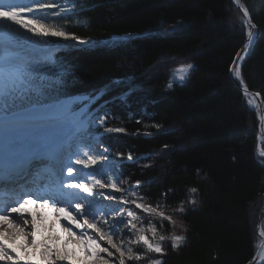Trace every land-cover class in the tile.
<instances>
[{
    "label": "trees",
    "instance_id": "trees-1",
    "mask_svg": "<svg viewBox=\"0 0 264 264\" xmlns=\"http://www.w3.org/2000/svg\"><path fill=\"white\" fill-rule=\"evenodd\" d=\"M72 3L80 20L68 32L85 44L63 43L53 52L60 80L47 102L75 95L94 97L97 106L105 102L99 140L118 158V172L134 194L157 209L139 210L141 217L160 224L161 232L184 234L179 247L164 244L161 264H248L260 239L264 158L258 156V111L230 72L247 37L235 0ZM241 3L256 27L237 81L256 91L263 106L264 0ZM180 58L193 67L168 87ZM135 247L136 264L154 255Z\"/></svg>",
    "mask_w": 264,
    "mask_h": 264
},
{
    "label": "snow or ice",
    "instance_id": "snow-or-ice-1",
    "mask_svg": "<svg viewBox=\"0 0 264 264\" xmlns=\"http://www.w3.org/2000/svg\"><path fill=\"white\" fill-rule=\"evenodd\" d=\"M237 5L243 11V17L246 18L243 23L247 27L248 43L244 45L245 50L248 49L252 43V31L256 25L251 23L247 9L239 4V0H235ZM36 8L44 9L51 7L41 2V0H33ZM33 8L21 6L17 4H3L0 3V138L4 140V147L9 153V162L7 165L0 166V187L5 181L13 182L17 178L26 176L32 169L34 162L43 163V167L37 169L36 176L39 177L41 173L47 174L49 177L56 175L55 165L59 163L57 152L65 147H71V141L77 137L80 132V124L72 121V127H68V114L70 113V104L66 101L54 100L47 102L51 98V94L56 90V86L60 80V73L56 71L50 61L49 57H37L32 55V49L18 44L17 41L25 36L18 30H13L11 24L19 25L26 29L27 32L33 35H51L53 37L69 38V34L63 30H58L55 27H48L40 20H33L22 16L24 13H32ZM8 22H11L9 24ZM36 24L37 27L31 25ZM73 40L78 39L76 36L70 37ZM47 43V42H45ZM83 43V41H82ZM191 64L185 66L190 69ZM235 75L239 78L240 72L238 69L234 70ZM184 75H180L178 79L183 80ZM172 83L168 84L171 87ZM103 124V120L100 121ZM159 128V125H155ZM108 132H121L123 129H106ZM88 151H85V148ZM167 147V145H165ZM91 148L82 138L76 144V150L71 151L68 157L67 176L68 180L63 179L59 181L58 186H46L43 194L37 195V199L43 200V206H49V200L52 201V207L64 215L66 218L75 222L77 228L87 226L89 229H94V234L89 236L87 232L81 233L79 243L84 244L87 238L90 245H94L101 252H107L109 256L113 253L108 251L107 247L101 248L97 240L107 239V243L111 245L119 253V264H125V251L123 245L125 241L122 239L120 244H116L113 237H118V224L124 223V217L121 215L119 220L113 219L109 222L107 213L103 209L97 208L99 201L97 196H103L109 201H118V203L109 206V211L120 214L123 206L129 203L135 205V208L142 209L145 212H156L157 209L151 205H146L137 200H127L123 196H117L116 193L127 191L121 187L119 177L109 175L107 180L97 178L96 170L88 174L89 183L80 179L78 183L73 181L79 179L82 169L75 168L73 165L82 166V168H90L97 165V157L107 160L108 157L104 155L108 151L107 148L103 152H97L95 155L90 154ZM264 156V152L261 153ZM75 157V159H72ZM128 159L132 160L131 154ZM103 168V165H100ZM77 173L76 176L73 173ZM62 176V169H61ZM111 189V191L104 192L98 189ZM67 189V191H65ZM79 189V191H76ZM191 193H196L195 187L190 189ZM81 193H86L87 196H81ZM35 194V193H33ZM22 198V197H21ZM91 198V199H90ZM142 199V198H141ZM87 201V203H85ZM32 202L24 200L23 203L17 201V206L6 207L4 215H0V221L7 222L6 216L9 213L23 214L25 212V204ZM190 203L195 204V199ZM57 204H64L65 207H56ZM74 205V208H73ZM66 208H72L76 213L73 216L72 212L67 211ZM178 212L183 213V203L178 207ZM127 217L134 218V212L128 209ZM163 220L169 221L174 227L177 226V221L171 216H166L164 212L159 213ZM99 216V218H97ZM77 217L83 218V225L78 222ZM20 219V216L14 217ZM99 225V227L97 226ZM183 226L182 224L180 225ZM125 228L129 232L137 228V224L133 219H128ZM107 236L105 237V231ZM153 236L156 235V228L150 226L148 229ZM99 233V236H95ZM139 235L136 238V243H143L146 248L155 253H163V248L159 243L153 244L150 242L145 229H139ZM128 234L125 233V236ZM170 239L172 247L177 248L183 244L185 237L183 235L173 234L170 237L164 235L159 236L160 241ZM131 243V240L128 241ZM4 248L0 247V256L4 255ZM127 259H139L138 255L133 252L132 247H127ZM151 264H161L159 260L151 261Z\"/></svg>",
    "mask_w": 264,
    "mask_h": 264
},
{
    "label": "rangeland",
    "instance_id": "rangeland-1",
    "mask_svg": "<svg viewBox=\"0 0 264 264\" xmlns=\"http://www.w3.org/2000/svg\"><path fill=\"white\" fill-rule=\"evenodd\" d=\"M3 4H17V5H21V6H27V7H32L33 8V12L32 13H24L22 14V16H24L25 18H31L33 20H40L42 23H44L45 25H47L48 27H55L58 30H63L66 33L69 34V38L65 39L64 37H53L51 35L48 36H43V35H33L30 32H27L26 29L21 28L19 25H14L11 24V22H8L9 24H11V27L13 30H18L22 33H25V36L22 39H19L17 41L18 44H22L25 47L31 48L32 51V55L37 56V57H49L50 58V63L52 65V67L59 72V68L57 67V65L53 62V52L57 49L59 44H63V43H69V42H76L78 44H85V41L83 39H76L73 40L70 37L73 36L71 33H69V25L70 23H77V21L79 22L80 18H79V14H76L73 12L74 10V6L72 3V0H41L42 3L46 4V5H51V7H47L44 9H40V8H36L34 6L33 0H0ZM6 2V3H4ZM32 27H37V31H40V29L38 28V26L36 24L31 25ZM115 38H118V36H115ZM83 41V43H82ZM47 42V43H45ZM237 58V57H236ZM235 59V58H234ZM179 63L178 65H176L171 73H170V77H169V82L168 84L171 83H175V82H182L184 81L191 68L193 67V63L189 62L187 60H183L182 58L179 59ZM236 60V59H235ZM191 64L192 67L190 69H186L185 66ZM233 64V63H232ZM231 64V65H232ZM231 68V67H230ZM180 75H184V79H178V77ZM76 97V101L71 105L70 109L71 111H76V110H82V114L80 117V120H82L84 122V125L80 128V132L77 134V137L74 138L71 141V147L65 146L63 148H61L62 150H65L64 152H62V163L60 165H56L55 167V171H56V175L58 176V178H55L57 180H61L63 179L65 182L66 180H68V176H67V167L66 165L68 164V157L71 151L76 150V144L79 142V139H83L84 141L87 142L88 145H90L91 151L90 154L95 155L97 152H103L104 149L106 148L99 140V136L100 133L98 132L101 128L105 127V123L107 120V116H108V112L105 110L103 104H105V102H102L100 106H97V102L95 100L94 97H88V96H72V97H63L61 99V101H68L70 98H74ZM247 97V96H246ZM249 103V101H247ZM250 105V104H249ZM264 106V105H263ZM262 106V107H263ZM252 108V107H251ZM252 109L257 110V107H253ZM70 111V112H71ZM258 111V110H257ZM261 118V116H260ZM103 120V124L100 123V121ZM264 130V129H263ZM260 136L262 137V142H259V146H258V156L263 157L260 155L259 153V147L260 145L263 148L264 145V138L259 130V138ZM85 151H88L89 149L86 147L84 149ZM264 151V148H263ZM105 156L108 157V159L105 161L100 157H97L98 163L95 166H92L90 168H82V166L79 165H73L75 168H80L82 169V173H80L79 179L73 181L74 183H78L80 179H83L86 183H89L90 181L88 180V174L92 173L93 170H96V174H97V178H102L104 180H107L109 175H112L114 178L115 177H119V180L122 182L121 183V187L123 189H126L127 191H122L119 193H116L117 196H123L124 199H127L129 201L131 200H137V202H142L143 201L140 199V197L137 196V194H134L133 189L131 188V185L122 179L121 175L119 174V169H118V158L115 157L113 158V154H111L109 151H107L106 153H104ZM264 158V157H263ZM72 159H75V157H72ZM43 163L41 162H36V169L41 165V167H43L42 165ZM100 165H103V168L100 167ZM61 169H62V176H61ZM36 173V172H35ZM55 175V176H56ZM74 176L77 175V173H73ZM28 176V174L26 175ZM23 176L22 178L26 177ZM56 176V177H57ZM47 174H42L41 178H46ZM53 181V179L51 180ZM54 186V185H52ZM98 191H104V192H108L111 191V189L105 188V189H98ZM81 196H87L86 193H81ZM30 200H32V198H29ZM91 199V198H90ZM35 201L43 202V200L40 199H33ZM96 200L99 201V203L96 205L97 208H101L104 210L105 213H107V219L109 220V222H112L113 219L119 220L121 218V215H123L124 217V223L122 224H118L117 228L119 230V235L118 237H113V240L116 244H120L121 240L123 239L125 241L124 245H123V250L125 251V264H136L135 259L129 260L127 259V247H132L133 252L137 255V251H136V245L140 246L141 248L149 251L145 245H143V243H139L137 244L136 238L137 236L140 234L139 233V229L141 227H143L145 229V235L148 236L150 242H152L153 244L159 243L161 245V247L163 248L164 244L167 242H170L172 244V241L170 239H165L164 241H160L159 240V236L160 235H164L165 237H170L173 234L176 235H184L182 231H178V230H173L171 232H161V225L160 224H156L153 221H148L145 220L141 217L139 210L142 209H138L135 208V205L129 203L128 205L123 206V210L120 214H117L115 212H111L109 211V206L114 205L116 203H118V201H109L107 199H105L103 196H97ZM85 203H87V201H85ZM52 206V205H51ZM131 209L134 212V218H129L127 217V210ZM264 209V204L262 205V208L260 210V214H259V220L257 222V226H256V232H257V228L260 227V233L261 230H264V220L262 218V212ZM70 212L75 213L72 208L70 210ZM57 213V212H56ZM76 215V213H75ZM13 217V216H10ZM23 217H20V219H10L7 218L8 221H15L18 222L19 220L22 223V226H24L23 228L27 229L30 233L32 230L35 231L34 234H29V236L33 237V238H40L43 239V241H45V238L47 237L46 234L48 233H53L52 235H50L49 237H47L50 242H60V245L63 244V250L66 251V248H68V252L71 251V257L68 256V258L70 259H74L77 258L79 259L80 264H119V253L116 251L115 248L108 247L107 246V239L105 238L104 240H97V243L100 244L101 248L107 247L109 250V252H112L113 254L111 256L108 255L107 252H101L98 248H96L94 245H90L88 243L87 238H85L84 240V244L79 243L80 239H81V233L82 232H87L88 235L90 236L94 234V229H89L87 228V226L81 227L79 230V228L75 227L73 230L77 232L78 237H71L69 239H67L66 237H64V234L60 233L58 231L57 227H54L56 225V223L58 224V222L63 223L64 219L63 217L59 216V218H57V215L55 214V219L57 218L58 222L55 221L52 223L51 226V230L49 228H44L42 233H39V231L37 230V227L35 225V222H29L27 226H25V222H23L22 220H25V217L22 219ZM99 218V216L97 217ZM128 219H133V222L137 224V228L131 230V232L128 231L127 228H125V224L127 223ZM79 223H81L83 225V218L79 217ZM19 221V223H20ZM14 222V223H15ZM24 223V225H23ZM66 226L64 227H69V224H64ZM99 227V225H97ZM152 226L156 228V235L153 236V234L148 231L147 229ZM83 228H85L83 230ZM103 231H105V237L107 236V230L104 229ZM125 233H127L128 235L125 236ZM99 233H95V236H99ZM257 235L259 236V241L258 243L261 241L262 237H260V235L257 233ZM18 238V237H17ZM19 239H15V241L19 242ZM131 240V243H129L128 241ZM257 243V244H258ZM0 247H2V243L0 242ZM31 248H35L34 244L32 242L31 246H25L24 249L21 251V259L23 262H28V261H24V259H28L31 262L34 263H40L43 264V261H46L45 264H72L70 262H64L61 261L60 263H48V259H56V258H60L61 254H60V247H54V245H50L47 242V246L45 248L49 249V252H46L45 249H42L41 253H36L35 255H30L31 251H33V249L31 250ZM75 248H78L82 251H84V255L77 253ZM16 251L13 248H4V255L0 256L2 259H6L8 257V259L10 257H12V261H16L15 264H19L18 261L16 260L18 258V252H17V256H15V253H12ZM257 250V249H256ZM51 254V255H50ZM154 255H150L148 262H145L146 264H151V261L154 260H159L160 261V257H158L159 255H161L162 253H155L153 252ZM11 255V256H10ZM72 255H74L75 257H72ZM156 255V256H155ZM134 261V262H132ZM143 263V262H140ZM23 264V263H22ZM256 264H259V259H257Z\"/></svg>",
    "mask_w": 264,
    "mask_h": 264
},
{
    "label": "bare ground",
    "instance_id": "bare-ground-1",
    "mask_svg": "<svg viewBox=\"0 0 264 264\" xmlns=\"http://www.w3.org/2000/svg\"><path fill=\"white\" fill-rule=\"evenodd\" d=\"M0 2H2V1H0ZM4 3H6V2H4ZM253 38H254V36H253ZM252 41H253V39H252ZM246 43H248V40ZM251 44L249 45L247 50L244 49L241 52V54L237 56V58L234 62L235 64H234V68H233L234 75H235L234 70L235 69L239 70L241 62L243 61V59L247 55ZM235 77H236V79L238 78L236 75H235ZM245 95L247 96V101H249V103H248V104H250L249 106L252 108L253 107L256 108L257 104H256V100H255L254 95L252 93H249V92H246ZM75 101H76V97L70 98L66 102H69L70 107H71V105ZM81 114H82V110L71 111L68 114L67 119H68V127L69 128L72 127V121L78 122L81 127L84 125V122L82 120H80ZM260 116H261V128L264 129V106L261 107ZM261 131H264V130H261ZM259 142L260 143L262 142L261 136L259 138ZM0 143H3V145H4V140L2 138H0ZM262 152H264V151H263L262 146L260 145V147H259L260 155ZM36 167H37L36 162H34L32 169L28 172V176H26L24 178H22V177L17 178L13 182L5 181L4 185L2 187H0V194H1L0 198L4 197V198H7L11 203H15L17 193H18L17 191H19V190L22 191V195H24L26 192H30V193L32 192L31 193L32 194V197H31L32 200L29 199L30 197H25L23 199V200L32 201V202L25 204V212L23 214L28 215V217H26L25 220L24 219L22 220L23 222H25V226H27L29 222H35L37 230L39 231V233H42L44 228H49V229L51 228L52 223L54 222V219H55V214H56L57 218H59V216L63 217V219H64L63 223L64 224L68 223L70 228L64 227L66 225L58 222L57 218L55 219V221L58 222V224L56 223V225L54 227H57L58 231L60 233L64 234V237H66L67 239H69L71 237H75V238L78 237L77 232L73 230L74 228H76L75 222L66 218L64 215L58 213L55 210V208H53L51 206L52 205L51 200H49V206L48 207H44L43 202L39 203L38 201L33 200L34 198L37 199V195L43 194L44 189H45L44 183L49 179L47 177L41 178V175L38 177V179H36V177H37L36 173L32 174V170L35 169ZM39 168H42L41 165L37 169H39ZM81 173H82V171H81ZM31 177H33L35 179L32 180ZM29 183H32V184L35 183V185H33L34 186L33 190H31L30 187L27 186ZM58 185L59 184H54V186H58ZM50 187H52V185ZM65 191H67V189H65ZM76 191H79V189H76ZM33 193H35V194H33ZM56 207L57 208L58 207H65V205L64 204H57ZM73 208H74V205H73ZM66 210L70 211L71 208H66ZM72 214H73V216H75V213H72ZM0 215H2L1 212H0ZM7 218L12 219L8 215L6 216V220H7ZM78 219H79V217H77V220ZM19 221L18 222H15V221L11 222V221L7 220L6 223L3 221H0V242L2 243L3 248L8 247V248L15 249L16 251H14V252L9 249V251L10 252L12 251V253H15V255H17V252H18V258L16 260H18L20 263H23V264H40V263L31 262L28 259H24V261H28V262H23L21 260V259H23V258H21V251L24 249L25 246H31L32 242H33L35 248L34 249L31 248V250L33 249V251H31L30 255H35L36 253H41L42 249H45L46 252H49L50 250L45 248L47 246V242H48L50 245H54V247H60V254H61L60 258H56V259L49 258L47 261L48 263H52V262L60 263L61 261H64V262H70L72 264H80L78 257L74 258V259L68 258V256L71 257V251L68 252V248H66V251H64L63 250V248H64L63 244L60 245V242H50V240L47 237H49L53 233L50 232V233L46 234L47 237L45 238V241H43V239H40V238H33V237L29 236L28 233H30V232L26 228L24 229L23 228L24 226H22L21 221H20V223H19ZM78 222H79V220H78ZM23 225H24V223H23ZM84 229L85 228H83V230ZM79 230H81V229L79 228ZM31 233L34 234L35 231L32 230ZM261 234L263 235V237H262L261 241L257 244V250H258L257 259H259V264L264 262V230L263 229L261 230ZM90 236H92V235L90 234ZM17 237L20 238L19 239L20 243L15 241V239H18ZM107 246L111 247V245H109L108 243H107ZM75 250L77 253H80L82 255L85 254L84 251H82L78 248H75ZM72 257H75V256L72 255ZM19 258H21V259H19ZM11 259H13V258L10 257L9 260H11ZM0 260H8V257L6 259H4V258L2 259L0 257ZM45 262L46 261H43L42 263L45 264Z\"/></svg>",
    "mask_w": 264,
    "mask_h": 264
},
{
    "label": "water",
    "instance_id": "water-1",
    "mask_svg": "<svg viewBox=\"0 0 264 264\" xmlns=\"http://www.w3.org/2000/svg\"><path fill=\"white\" fill-rule=\"evenodd\" d=\"M239 4L242 5L241 0H239ZM236 5H237V3H236ZM237 7L241 10V12H242V14H243L242 9H241L238 5H237ZM245 19H246V18H245ZM251 23H252V22H251ZM252 24H253V23H252ZM252 31H254V29H253ZM254 33H255V32H254ZM247 40H248V37H246L245 43H244L243 46L239 49L238 53H237L236 56H235V59H236V57H237L238 55H240L241 52L245 49V48H244V45L246 44ZM235 59H234L233 64L231 65V68H230L231 75H232V77L236 80L237 84L239 85L241 91H242L244 94H245L246 92H249V93H252V94L254 95L255 100H256V104H257V110H258L259 130H260V132H261V134H262V136H263V138H264V131H261V130H263V129L261 128V118H260L261 107H262V100H261V97H260V95H259L256 91L249 90L247 87H245V86H243V85H240V84L238 83V81H237V79H236V77H235V75H234V73H233V68H234V64H235V63H234V62H235ZM241 63H242V62H241ZM257 233L260 235V237H262V235H261V233H260V227L257 228ZM257 256H258V250L255 251V253H254L252 259L250 260V262H249L248 264H256V262H257Z\"/></svg>",
    "mask_w": 264,
    "mask_h": 264
}]
</instances>
